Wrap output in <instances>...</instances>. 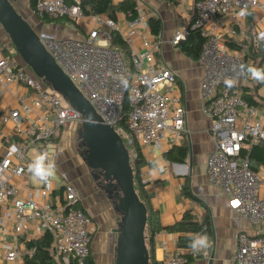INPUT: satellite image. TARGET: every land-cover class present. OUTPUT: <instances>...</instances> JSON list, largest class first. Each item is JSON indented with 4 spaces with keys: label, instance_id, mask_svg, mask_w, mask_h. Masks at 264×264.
<instances>
[{
    "label": "built area",
    "instance_id": "1",
    "mask_svg": "<svg viewBox=\"0 0 264 264\" xmlns=\"http://www.w3.org/2000/svg\"><path fill=\"white\" fill-rule=\"evenodd\" d=\"M257 10L263 13L264 21V0H197L191 24L205 40L199 60L204 71L201 93L205 101L203 113L212 121L210 134L214 142L207 160L208 180L222 190L241 217L261 227L264 166L253 170L249 154L255 145L264 142V106H252L243 98L242 87L249 76L247 65L253 61L247 59L239 37L251 14L252 25H258ZM33 13L39 19H69L75 28L87 32L81 39H58L44 29L37 30L41 43L100 119L119 134L126 132L130 136L131 161L143 155L145 149L163 151L166 142L173 146L186 138V106L182 97L174 93L178 76L157 62L164 45L162 34L143 40L141 49H137L132 37L122 36L130 49L129 69L125 51L113 45L117 21L87 16L78 1L69 0H37ZM131 23L129 28L144 25L148 29L144 17ZM186 35L187 28L178 30L171 44L176 47ZM261 35L264 39V31ZM16 55L17 50L11 49L10 55L0 60V84L5 88L22 85L34 95L30 104L23 98L20 107L5 118L12 121L17 141L11 155L0 158V227L5 224L2 205L16 197L12 219L17 234L36 223L51 236L57 264H92L95 223L84 208L76 206L80 195L75 184L67 173H60L62 184L56 194V181H41L28 170L33 161L29 157L31 150L38 154L47 151L50 160L55 158L60 133L73 124H83V116ZM14 179L25 182L18 187ZM33 180L38 185H33ZM23 192L27 193L26 199L20 198ZM237 242L234 264H264V234L241 232ZM17 251L15 247L6 259L16 261ZM28 253L32 257L34 250ZM189 253L192 252L177 249L156 264H189Z\"/></svg>",
    "mask_w": 264,
    "mask_h": 264
},
{
    "label": "crops",
    "instance_id": "2",
    "mask_svg": "<svg viewBox=\"0 0 264 264\" xmlns=\"http://www.w3.org/2000/svg\"><path fill=\"white\" fill-rule=\"evenodd\" d=\"M10 1L18 10L17 1L19 2V0ZM187 1L188 9H183L184 15L181 17L183 20L190 21L191 24L195 17L197 0ZM137 3L140 17H144V0H137ZM191 9L194 10L189 12ZM27 11L25 12L29 16L34 17L32 15V7H29ZM38 20L37 24H35L37 28H35V25L33 26L36 30L44 29V31L52 33L57 38L60 37L59 39H81L87 35L85 30L75 28L69 19H67L70 26L68 28L58 26L56 21L59 19L52 20L49 23H45L44 20L39 18ZM162 22L163 31L161 34L164 38V45L161 52L157 55V62L160 66L175 71L178 76L174 93L182 97L185 103L186 126L189 133L186 134V138L180 144L172 146L166 142L163 151L158 149L144 150L143 155L148 163L142 169V179L150 196L151 206L155 213H157L162 227V230L155 237L153 262L168 259L178 249V239L182 234L168 232L166 229L179 223L184 215L190 212L196 217L198 222H209L212 231V236L210 237L211 246L201 251H194V259L191 264H209L213 249H215L213 264H225L228 262L231 249L234 259L230 264H234L238 248V235L241 232L249 233V230H245L243 226V223L248 224L249 222L236 212L230 204V199L222 190L212 185L208 180L207 160L214 150V142L210 134L212 121L205 117L203 113L205 101L202 98L201 84L204 71L199 61L187 58L177 47L171 44L179 27L176 29L168 28L163 19ZM117 23L119 33L126 39L132 37L137 49H141L143 40L151 39L155 36L151 33L149 27L147 30L144 29V25H135V27L129 28L128 26L132 25V23L126 19L124 14H118ZM248 23L250 24V18L248 19ZM190 24H187L186 28ZM259 25H261V22L256 27ZM10 48L16 49L0 25V60L10 55ZM17 57L22 61L19 53L16 55ZM250 75L251 73H249ZM245 86L251 88L248 83H245L243 87ZM251 89L254 93L255 89ZM33 95L31 90L22 85L13 84L5 88L4 85L0 84V158L11 155L17 141L14 137L12 121H5V118L9 117L11 111L20 107L23 98H27L26 103L30 104ZM254 96L264 106L262 96L259 97L256 92ZM180 146H186L188 149V156L184 162L171 163L164 159L165 153L174 147ZM55 166L57 167L56 162ZM74 178L76 184L79 186L73 182L80 195V207L84 208L88 213L92 211L91 208L97 207L99 209V201L94 199L96 194L94 193L92 196L91 191L93 192V190L89 188L90 185L88 184V187L85 186L86 179L89 181L88 173L84 172V175H77ZM24 182L22 179H14L13 181L14 185L18 187L24 184ZM55 186V193L59 194L61 185L55 184ZM20 198L26 199L27 193H21ZM16 199V197H12L1 208L5 224L0 227V264H25V255L29 252L26 242L38 240L45 235V232L36 223L28 224L23 234L19 235L16 233V224L12 219ZM92 217L95 223L96 234L101 226V222L95 216L92 215ZM109 243L112 245V239ZM15 247H18V259L10 262L6 257ZM92 251V258L95 264L93 241Z\"/></svg>",
    "mask_w": 264,
    "mask_h": 264
},
{
    "label": "water",
    "instance_id": "3",
    "mask_svg": "<svg viewBox=\"0 0 264 264\" xmlns=\"http://www.w3.org/2000/svg\"><path fill=\"white\" fill-rule=\"evenodd\" d=\"M0 25L24 64L83 116L82 139L89 150L88 167L101 171L107 182H115L119 187L118 209L124 214V223L117 240L116 264H150L146 240L148 209L136 191L130 153L122 136L100 119L41 43L37 30L10 0H0ZM214 258L215 249L209 264H213Z\"/></svg>",
    "mask_w": 264,
    "mask_h": 264
},
{
    "label": "rangeland",
    "instance_id": "4",
    "mask_svg": "<svg viewBox=\"0 0 264 264\" xmlns=\"http://www.w3.org/2000/svg\"><path fill=\"white\" fill-rule=\"evenodd\" d=\"M17 3L18 12L25 18V20H27L32 26L37 24L38 18L34 15V13L32 12L34 17H31L28 13H26L28 12L27 9L29 7L31 8L30 0H19ZM119 3V0H114L115 5H119ZM187 7V0H178L176 4H171L165 2L164 0H144V21L148 22L151 17H155L161 20L163 19L168 28L176 29L179 27L178 30H182L187 27V24H190V21L183 20L181 17L184 15L183 9H188ZM193 10L194 9H191L189 12H192ZM262 18L263 13L257 10L255 12V21L256 23L260 21L261 25L257 27L253 26L251 28L250 24L247 23L245 29L241 31V35L239 37L242 39L241 41L246 55H249V53L251 54V47L256 48L258 46L259 40H264L261 35L264 31V22L261 21ZM56 23L58 26L65 28L70 27L69 21L66 18H60L56 21ZM35 28H37L36 25ZM50 35L54 36L52 33H50ZM258 62L259 61H256L255 68ZM253 63L250 64L254 65ZM258 81L259 79H254L252 75L248 76L246 79V83L250 84L253 89H255V86L259 83ZM259 93H257V95L259 97L262 96L261 98L264 99V86L260 89ZM82 133V123L73 124L63 130L59 138L58 153L55 158L53 157V159H51L52 162L54 164L56 162L57 165L56 172L51 178L57 182L58 186H60L62 184L60 172H66L69 176V180L76 184L74 177L80 175L81 169H83L85 173H88L89 181L86 179L85 186L88 187V184L90 185L89 188L93 190V192L91 191L92 196L95 193L96 195L94 196V199L99 201V209L97 207L91 208L92 213L90 212L91 214H89L91 216H95L101 222V226L99 227L98 232L96 234L94 233L95 235L93 239L95 264H116L117 240L119 237V231L123 228L124 223V214L118 209L117 195L120 190L115 182H107L104 176H101V171L91 170L88 167L87 156L89 154V150L82 139ZM120 135L124 139L126 146H128L129 151L130 149L132 150L133 145L130 144V136L126 132ZM37 155L38 153L34 150L29 152V157L32 160H34ZM99 176L101 179H99ZM32 183L33 185H38L36 180H33ZM243 226L245 230H249V233L257 232L258 235L264 234V223L261 227L251 225L250 223H243ZM148 237L149 231L148 228H146V240L149 246ZM111 239L112 245L109 243ZM233 259L234 254L231 249V255H229L228 262L225 264H230Z\"/></svg>",
    "mask_w": 264,
    "mask_h": 264
},
{
    "label": "trees",
    "instance_id": "5",
    "mask_svg": "<svg viewBox=\"0 0 264 264\" xmlns=\"http://www.w3.org/2000/svg\"><path fill=\"white\" fill-rule=\"evenodd\" d=\"M81 7L83 13L87 16H106L114 21H117L118 14H124L129 22H135L139 19V8L137 0H122L119 5L114 4V0H69L71 3H77ZM165 2L176 4L178 0H164ZM37 0H30V6L32 9L35 8ZM45 23H49L52 19L44 18ZM148 27L153 35H159L163 31V22L159 18L151 17L148 22ZM253 14L250 15V27H253ZM251 31V30H250ZM113 45L125 51L127 57L126 62L129 69H132L130 61V49L127 42L124 40L119 31H113L112 33ZM205 40L202 37L199 30L193 29L192 24L187 28L186 38L179 42L176 46L179 51L190 58L193 61H199L204 46ZM235 46V45H234ZM240 47V46H239ZM251 54L246 55L247 59L254 62V65H247V72L250 67L255 68L256 61H259L256 65V69L264 70L262 63L264 60V41L259 40L258 46L256 48L251 47ZM257 83L255 91L253 93L250 87H242L243 98L252 106L262 108L263 105L255 98L254 94L259 92V90L264 86V81L259 80ZM122 128H124V122L121 123ZM125 130V128H124ZM124 140V139H123ZM128 148V146H126ZM129 151V149H128ZM188 156V149L186 146L174 147L170 151L164 154V159L168 162H184ZM250 166L253 170H259L261 166H264V142L255 145L249 154ZM147 161L144 156L140 153L138 158L131 161L132 168L135 175V187L140 200L146 205L148 209V220L147 228L149 231V252H150V264H156L153 262L154 258V248H155V237L156 234L162 230L160 219L153 210L150 203V196L146 190V185L142 179V169L147 165ZM62 192V191H61ZM80 207V204L76 205ZM168 232L181 233L182 235L178 239L177 247L178 249L188 250L189 253L188 261L189 264L193 261L194 251L190 247L193 239L198 234L206 233L209 237L212 236V231L209 222L203 221L198 222L196 217L190 212H187L183 219L174 226L166 229ZM52 238L49 234H45L42 238L38 240H31L26 242V247L28 250H34V254L31 257L28 254L25 255V264H57L54 255L51 250ZM148 244V243H147ZM92 264H94L92 258Z\"/></svg>",
    "mask_w": 264,
    "mask_h": 264
},
{
    "label": "clouds",
    "instance_id": "6",
    "mask_svg": "<svg viewBox=\"0 0 264 264\" xmlns=\"http://www.w3.org/2000/svg\"><path fill=\"white\" fill-rule=\"evenodd\" d=\"M254 79L264 81V70L250 67L248 69ZM29 172L33 177L41 180L48 181L56 172L55 164L49 159L47 151L39 153L35 159L28 166ZM211 246L210 237L204 234H198L190 244L193 251H201Z\"/></svg>",
    "mask_w": 264,
    "mask_h": 264
},
{
    "label": "flooded vegetation",
    "instance_id": "7",
    "mask_svg": "<svg viewBox=\"0 0 264 264\" xmlns=\"http://www.w3.org/2000/svg\"><path fill=\"white\" fill-rule=\"evenodd\" d=\"M101 174V176H103V173H100ZM80 175H84V170L83 169H81L80 170ZM87 176V175H86ZM99 179H101V177L99 176ZM75 181V180H74Z\"/></svg>",
    "mask_w": 264,
    "mask_h": 264
}]
</instances>
